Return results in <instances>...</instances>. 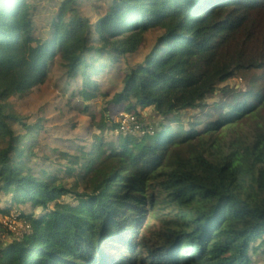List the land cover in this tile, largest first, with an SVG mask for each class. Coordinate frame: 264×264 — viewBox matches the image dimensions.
I'll use <instances>...</instances> for the list:
<instances>
[{
    "label": "trees",
    "instance_id": "trees-1",
    "mask_svg": "<svg viewBox=\"0 0 264 264\" xmlns=\"http://www.w3.org/2000/svg\"><path fill=\"white\" fill-rule=\"evenodd\" d=\"M61 1L49 39L35 44L32 0H0V212L21 211L30 225L0 251V264L264 261V41L252 46L243 16L260 20L252 36L264 33V0H107L96 25L81 0ZM58 55L68 85L80 84L73 97L94 99L100 82L92 90L89 80L122 75L114 102L132 104L135 117L133 134L61 151L72 187L53 162L56 150L40 144L41 122L12 103L45 83ZM236 76L252 91H236L228 83ZM150 106L169 123L141 128L140 109ZM195 109L186 127L180 116ZM176 156L180 164H170Z\"/></svg>",
    "mask_w": 264,
    "mask_h": 264
},
{
    "label": "rangeland",
    "instance_id": "rangeland-1",
    "mask_svg": "<svg viewBox=\"0 0 264 264\" xmlns=\"http://www.w3.org/2000/svg\"><path fill=\"white\" fill-rule=\"evenodd\" d=\"M32 2L35 5L33 9V25L36 34L34 43L36 44L40 39H49L53 22L59 14L62 1L32 0ZM106 3L107 0H81L80 8L83 16L91 18V24L96 25V17L104 16L107 13L108 4ZM243 16L249 19L248 35L252 39V46L257 48L260 42L264 41V33L261 35L254 34L253 36L252 34L255 32L254 29L259 27L260 20L256 22L255 16H251L249 12ZM160 36V32H156L153 36L149 37L145 42L144 50L148 52ZM132 39H134V36H132ZM130 40L123 43V48L131 45ZM238 44L241 46L243 42H238ZM144 59H146V56L141 53L137 55L135 61L139 64ZM223 62H226L225 64L229 66L232 64L229 57H226ZM231 70H233V67ZM69 72L70 70L66 68V62L61 55H58L51 61L48 76L44 84L40 85L33 93L23 99H12V103L25 120H28L31 124L41 122L43 127L40 130V144L56 150L53 155V162L58 168L62 169L60 172L61 179L68 183L74 179L75 174L71 167H66L68 166L66 163H61V158L65 157V160H67L66 155L61 153L63 149H67L79 142H85L83 144L89 145L87 148L90 149L95 147L94 140H99L103 135L106 138L109 137V139L115 140L119 137L122 130H124L123 135L135 133L131 130L133 127L132 122L135 119L134 113L127 111L132 104L126 102L118 104L114 102L116 94L124 84V77L122 75H114V70L110 72L108 70L105 78H93L89 80V86L92 90H96L95 83L100 82V85L97 86L100 91L96 98L86 100L78 95L72 96L79 90L80 84L79 82H74L72 85H68ZM80 72L83 73L84 69ZM228 83L233 84L235 90L242 91V93L251 92L253 89L252 85H247L239 76L228 81ZM224 84H220L219 88L225 86ZM75 101L78 105L72 104ZM214 101L215 97L210 94L208 103L212 104ZM83 105L88 106L87 113L81 111ZM73 107L76 109H73ZM198 111L195 109L182 113L179 121H183L186 127L192 128L195 123V117L199 113ZM140 116L142 118V125L140 127L144 128L146 126L149 128L148 131L160 126L162 121L169 123L163 116H159L156 113L153 106L143 110L140 109ZM99 124H105L104 128L101 129ZM176 124H178L177 121L174 125ZM117 125H121L123 128ZM199 128L203 127L200 126ZM16 130L19 129L16 127ZM185 130L184 127L181 129L182 132ZM198 155L209 160L205 155L200 153ZM178 159L176 156L175 160L174 158H170L168 162L170 164H180ZM209 161L214 163L215 160ZM68 186L72 187L73 184L70 183ZM160 189L158 188L157 191ZM5 198L10 199L7 195ZM59 200L72 203L77 201L73 195H62L59 197ZM78 201L82 202V199L80 198ZM3 207L4 205H2ZM28 208L26 206L23 210L27 211ZM21 213V211L12 210L9 215H3L0 212V251L7 245L13 244L14 241L21 240L28 232L30 226L28 219L27 217H22ZM168 213L170 214L171 211H168ZM42 214L43 211L40 209L35 216L38 217ZM261 242L262 239L258 241V245ZM260 264H264V261H261Z\"/></svg>",
    "mask_w": 264,
    "mask_h": 264
}]
</instances>
